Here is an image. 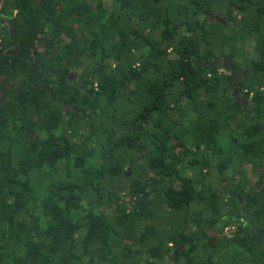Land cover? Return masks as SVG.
<instances>
[{
    "label": "trees",
    "instance_id": "1",
    "mask_svg": "<svg viewBox=\"0 0 264 264\" xmlns=\"http://www.w3.org/2000/svg\"><path fill=\"white\" fill-rule=\"evenodd\" d=\"M0 38V264L264 260V0H2Z\"/></svg>",
    "mask_w": 264,
    "mask_h": 264
},
{
    "label": "rangeland",
    "instance_id": "2",
    "mask_svg": "<svg viewBox=\"0 0 264 264\" xmlns=\"http://www.w3.org/2000/svg\"><path fill=\"white\" fill-rule=\"evenodd\" d=\"M66 38V37H65ZM245 44H247V46L246 47H244V46H241L242 48H243V53L237 58V59H235V61H236V63L240 66V67H242V68H244V70L246 69V68H249V67H251V63H252V60H255V58L257 57V51L255 50V46L254 45H252L253 43H249L248 41H246V43ZM232 62H233V60H232ZM217 65H219V64H217ZM233 65V64H232ZM219 67V66H218ZM219 71L221 72V73H223V74H225V75H229L230 74V70L228 69H225L224 67H219ZM243 74H245L246 75V73H244L243 72ZM233 87L232 88H234V87H236L235 85H232ZM232 88L230 87V93L232 92ZM237 96H240V97H242V95L241 94H239V92L237 93ZM239 104H241V106L245 109V110H247V111H250V108L248 107V105H247V102H245V103H241L240 102V99L237 101ZM212 171V170H211ZM230 172V171H229ZM227 175V174H226ZM217 184H219V182L217 181V180H215V185H217ZM229 232H230V230H229V228H224V230H223V233H225V234H229Z\"/></svg>",
    "mask_w": 264,
    "mask_h": 264
},
{
    "label": "flooded vegetation",
    "instance_id": "3",
    "mask_svg": "<svg viewBox=\"0 0 264 264\" xmlns=\"http://www.w3.org/2000/svg\"><path fill=\"white\" fill-rule=\"evenodd\" d=\"M10 35L13 34V31L12 29H10L9 31ZM0 41H1V38H0ZM43 42V41H42ZM36 46H39L40 45V39L39 41H36ZM9 52V51H8ZM8 52H0V63H3L5 61V56L8 54ZM227 56H223L222 57V61L224 58H226ZM232 57V56H231ZM219 62V61H218ZM225 62V61H223ZM231 65H232V62H231ZM226 67L228 68L227 64H226ZM231 72L230 74L228 75L227 79H226V85L228 87H233L232 85H234V83L240 79L241 77H243V71L241 69H239L238 67H236L235 65H232V68H228ZM5 85L2 83V81H0V95H2V102H5L6 101V98L8 96V94H6L5 92ZM234 88H232V91H233ZM238 93V92H237ZM237 93H233V99L235 102H237L239 99H240V102L243 104L245 103V100L243 97H240V96H237Z\"/></svg>",
    "mask_w": 264,
    "mask_h": 264
},
{
    "label": "crops",
    "instance_id": "4",
    "mask_svg": "<svg viewBox=\"0 0 264 264\" xmlns=\"http://www.w3.org/2000/svg\"><path fill=\"white\" fill-rule=\"evenodd\" d=\"M248 42H249V43H253L252 45H254V42H252V40H248ZM246 46H247V44L244 45V47H246ZM224 75H225V74H224ZM225 76H227V75H225ZM246 77H247V75H244L243 77H241L240 79H238V80L236 81V83L239 82L240 80H244V79H246ZM234 88H237V89H238V87H234ZM232 92H233V91H232ZM232 92H231L230 94H231V96L233 97ZM225 228H229V227H225ZM229 230H230V228H229ZM263 238H264V236H263ZM253 263H254V264H264V260H263V258H262L261 256H256L255 258H253Z\"/></svg>",
    "mask_w": 264,
    "mask_h": 264
},
{
    "label": "water",
    "instance_id": "5",
    "mask_svg": "<svg viewBox=\"0 0 264 264\" xmlns=\"http://www.w3.org/2000/svg\"><path fill=\"white\" fill-rule=\"evenodd\" d=\"M1 5H2V0H0V7H1ZM223 61H225L224 63L227 64L228 68H232V65H231L232 57L231 56H227L226 58L223 59ZM237 92H238V89L234 88L232 94L237 93ZM245 102H246V100H245Z\"/></svg>",
    "mask_w": 264,
    "mask_h": 264
}]
</instances>
